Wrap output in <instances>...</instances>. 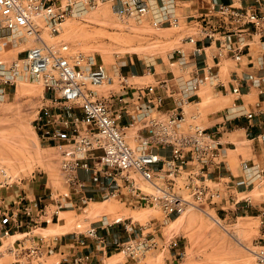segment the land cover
I'll return each instance as SVG.
<instances>
[{"label":"built area","instance_id":"built-area-1","mask_svg":"<svg viewBox=\"0 0 264 264\" xmlns=\"http://www.w3.org/2000/svg\"><path fill=\"white\" fill-rule=\"evenodd\" d=\"M249 1L242 4V0H236L186 15V22L191 20L195 27V32L184 39L192 49L172 50L167 55L169 71L156 79L155 85L128 87L119 95L102 99L89 86L102 87L111 80L104 64L83 53L66 56L54 51L44 41V31L55 30L68 18L107 2L112 3L121 18L137 24L149 22L157 30L177 28L178 10L188 2L0 0V41L16 38L19 44L37 45L23 49L16 58L3 60L0 42V103L9 99L21 82L41 83L49 105L36 120V132L45 144L74 150L62 162L67 193L55 197L50 192L55 204H43V196L31 199L25 191L0 196V243L4 237L21 232L29 235L59 220L61 210L75 207L74 198L81 204L91 202L93 198L80 179V171L91 172L93 178L111 180L115 189L110 191L109 186L105 197L124 198L127 192L138 206L158 208L166 218L198 208V204L213 198L215 194L208 183L227 179L222 176L226 168L225 145L235 143L223 141L221 134L227 131L195 124V116L189 118L184 107L200 99L202 87L218 86L222 61L239 62L256 42H264V0ZM128 65L118 64V77L127 78L122 69ZM259 67L264 70L262 62ZM155 74L154 64L147 65L144 76ZM252 79L261 88L264 77ZM259 92L264 95L261 89ZM233 93L241 95L240 88H234ZM76 109L79 114L74 112ZM256 116L251 112L245 118L252 123ZM252 139L264 143V130ZM254 169L242 168L246 179H251ZM2 173L6 177L7 173ZM143 184L150 191L144 190ZM51 206L53 210L49 209ZM259 214L264 224V209ZM103 223H91L83 237L75 234L67 254L59 251L57 239L44 238L29 248L23 247L22 242L17 244V240L18 249L12 252L19 258L37 260L58 254L61 258L55 264H110L107 236L119 221ZM132 225L124 224L131 239L122 245L121 253L135 259L148 245L143 238L132 239ZM256 258L257 264H264V250Z\"/></svg>","mask_w":264,"mask_h":264},{"label":"rangeland","instance_id":"rangeland-1","mask_svg":"<svg viewBox=\"0 0 264 264\" xmlns=\"http://www.w3.org/2000/svg\"><path fill=\"white\" fill-rule=\"evenodd\" d=\"M200 1L199 4L203 5L205 0ZM187 7L188 4L184 6ZM182 9L178 10L179 27L157 30L152 23L137 24L131 19L121 18L112 3L107 2L68 18L55 30L46 29L43 39L63 55L83 53L103 63L111 80L102 87L89 86L103 99L110 94L119 95L128 87L155 85V76H144L143 63L156 60L157 74L160 75L164 71L159 67L162 59L168 63L167 55L182 47V38L195 32L191 20L186 22ZM0 42L3 60L16 58L23 49L37 47L19 44L16 38ZM131 58L135 61L133 68L136 70L123 68L122 73L127 78L118 77V64L127 62L131 66ZM199 95V100L184 107L185 112L189 118L195 116V124L212 128L226 106V99L217 95L210 85L202 87ZM46 105L49 102L44 86L33 81L19 83L11 97L0 103L1 197L25 191L31 199L43 196V204L49 205L55 204L50 199L51 190L55 197L67 193L62 178V162L69 159L74 150L48 145L40 140L35 129L36 120ZM227 129L223 141L235 143V146L225 145L226 168L222 176L227 179L209 182L215 195L198 204V208L166 218L158 208L138 206L127 192L124 198L117 195L105 197L109 186L110 191L115 189L111 180L99 176L92 180L91 172L80 171V179L87 184L88 194L93 200L81 204L74 198L75 207L61 210L59 220L49 226L44 225L43 229L29 235L21 232L4 237L2 241L8 246L1 249L3 244L0 243V264H55L61 258L58 254L37 260L19 258L12 250L18 249L20 242L29 248L32 244L42 243L43 238L57 239L60 247V243L64 245L75 239V234L83 237L91 223L99 226L103 222L114 224L115 221L119 223L111 227L107 236L109 257L112 256L107 261L110 264H257L256 254L264 250V224L259 214L264 209V172L261 171L264 169V151L260 153L257 144L247 139L242 131L232 133L230 127ZM243 167L257 168L252 171L247 187L235 182L239 180ZM3 183L5 185L1 187ZM237 185L244 192H238ZM143 189L150 191L147 184H143ZM49 209L54 208L51 206ZM131 222L135 228L132 239L143 238L148 245L147 250L135 259L121 253L122 245L131 239L124 224ZM68 248L63 250L68 251Z\"/></svg>","mask_w":264,"mask_h":264},{"label":"crops","instance_id":"crops-1","mask_svg":"<svg viewBox=\"0 0 264 264\" xmlns=\"http://www.w3.org/2000/svg\"><path fill=\"white\" fill-rule=\"evenodd\" d=\"M236 0H205L203 5H200V0H177V2H184L190 5L187 8H183L182 11L186 15H192L200 12H205L210 6H218L219 4H231ZM250 2L249 0H242V4ZM185 38L181 39L182 48L191 50L192 46L187 43ZM202 60H199L201 63ZM225 62V63H224ZM264 64V42L255 43L251 52L245 55L239 62H236L232 59H226L221 62V66L218 70V86L215 87L217 95H222L224 97V103L226 106L222 111H220V116L216 119L214 128H219L221 131L228 130L227 126L230 127L232 133L243 132L244 136L250 141L257 144L259 152L264 151V143L259 140H253L255 136L259 135L264 130V95H260V89L264 92V83L259 88L257 85L253 84V77L262 76L264 77V70L259 67V63ZM154 64L156 69L155 79H160L165 76L169 71L168 64L162 59L159 64V67L164 70L160 75L157 74V61L156 60H146L143 65V72L145 74L147 65ZM129 69L135 71L133 66L135 61L133 58L130 59ZM226 65V66H224ZM226 69V71L224 70ZM130 72V71H129ZM239 87L241 90V95H236L233 93V89ZM75 113H80L79 109L74 111ZM257 114L255 120L252 123H249L245 118L247 113ZM71 115L73 112H67ZM219 126V127H218ZM211 127V126H210ZM209 128V127H208ZM232 128H235L234 130ZM222 139L227 134L226 132L222 133ZM251 138V139H250ZM260 167V166H259ZM257 169V168H255ZM259 171V170H258ZM264 172V169L261 170ZM225 177V176H224ZM235 177V176H233ZM239 180L235 182L239 183V186L249 185L250 180L246 179L245 172L241 169L239 174ZM229 178V177H228ZM92 180H95L92 178ZM232 181V178L230 177ZM244 181L246 183H244ZM234 182V181H233ZM238 192H244L243 189H240L237 185ZM248 206V205H246ZM26 235V234H23ZM62 242V240H61ZM69 247V243L61 244L60 243V252L69 253L70 250L65 251L63 249Z\"/></svg>","mask_w":264,"mask_h":264},{"label":"bare ground","instance_id":"bare-ground-1","mask_svg":"<svg viewBox=\"0 0 264 264\" xmlns=\"http://www.w3.org/2000/svg\"><path fill=\"white\" fill-rule=\"evenodd\" d=\"M8 40H12V39H8ZM230 150V149H229ZM67 221V220H66ZM68 222V221H67ZM66 226V225H65ZM72 229V228H71ZM72 231V230H71ZM12 238V237H11ZM3 240V239H2ZM2 244H3V246L1 247V249H3V248H5V247H7L8 246V243L7 242H3L2 241Z\"/></svg>","mask_w":264,"mask_h":264}]
</instances>
